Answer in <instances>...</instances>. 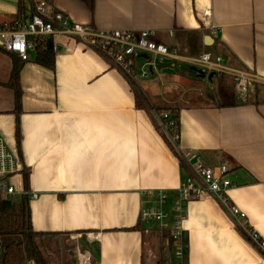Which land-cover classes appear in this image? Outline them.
<instances>
[{
  "label": "crops",
  "instance_id": "1",
  "mask_svg": "<svg viewBox=\"0 0 264 264\" xmlns=\"http://www.w3.org/2000/svg\"><path fill=\"white\" fill-rule=\"evenodd\" d=\"M37 1H25L22 16L19 0H0V21L28 18ZM48 1L73 22L101 31H155L156 41L183 59L222 56L227 66L264 80V0ZM50 38L53 70L36 62V51L28 62L18 59V114L15 92L6 86L14 57L0 51V136L24 170L23 189L28 173L26 191L38 195L30 199L33 230L84 242L78 264L88 258L90 264H176L171 241L141 222L140 213L157 205L152 192H166L171 204L193 177L189 165L136 107L121 71L78 39ZM181 63L162 59L157 78L135 80L153 107L178 111L177 151L229 168L234 187L228 196L264 240V88L246 104L225 108V95L237 102L233 78L210 73L208 82L207 71ZM182 228L186 264H264L214 196L188 202Z\"/></svg>",
  "mask_w": 264,
  "mask_h": 264
},
{
  "label": "built area",
  "instance_id": "2",
  "mask_svg": "<svg viewBox=\"0 0 264 264\" xmlns=\"http://www.w3.org/2000/svg\"><path fill=\"white\" fill-rule=\"evenodd\" d=\"M211 30L213 36H217L216 27H212ZM55 35L78 39L87 48L101 54L116 69L132 78H135L138 61L144 60L146 65L151 66L155 61L159 62L161 58L169 59L174 63L185 61L194 69L207 71L217 77L231 76L235 82L237 96L243 102H248L250 94L257 87L264 88V80L250 72L227 66L222 56L207 53L197 58L183 59L176 50L157 42L155 31L97 30L71 21L48 0H38L34 13L26 19H18L12 23L0 21V51L15 54L21 61L28 62L29 52H37V40H47ZM171 115L170 111L162 114L163 119L166 120L163 124L164 129H173L176 126L174 121L169 120ZM174 140H179L177 132ZM181 155L189 165L193 177L182 183L171 204H169V194L166 192H152L151 195L157 199V205L141 210V222L154 223L158 229L170 231L173 257L178 264H183L185 234L182 223L187 215V204L192 200L210 195L216 197L227 208L237 224L264 251V240L246 224V213L235 206L228 196L230 189L234 187V183L229 178V168L224 164L216 167L209 166L198 153L193 151H187ZM23 173L19 159L0 136V212L4 205L20 203L25 196L31 200L38 198L36 193L23 189ZM18 178L19 181H17ZM88 238L92 242L97 237L89 236ZM3 252L4 241L0 235V260ZM85 262L90 264V259H85Z\"/></svg>",
  "mask_w": 264,
  "mask_h": 264
},
{
  "label": "trees",
  "instance_id": "3",
  "mask_svg": "<svg viewBox=\"0 0 264 264\" xmlns=\"http://www.w3.org/2000/svg\"><path fill=\"white\" fill-rule=\"evenodd\" d=\"M25 1L27 0H19V12L22 16L25 15ZM37 41L38 45L36 62L43 67L53 70L55 68V53L52 38L47 40L38 39ZM8 54L14 57V67L10 81L6 86L10 87L15 92V112L18 114L22 110V91L19 84L22 65L19 63L18 59L20 60V58L17 55L11 53ZM20 62L24 63L21 60ZM122 74L129 82V85L135 94L136 107L140 110L146 111L151 116L157 130L162 133L174 155L179 158L184 166L187 165L179 150L177 151L176 146L178 141L174 140V136L176 132H179L180 128L178 111L175 109L165 110L162 108L153 107L142 88L137 84L135 78L129 77L124 73ZM236 101L237 102H235L231 95L227 94L223 98L222 107H235L236 105H244L247 103L241 101L238 98L237 93ZM167 111H170L172 114V117L169 120L175 122L176 126L173 129H164L163 127V124L166 123V120L163 119L162 114ZM171 140H173L175 143H173ZM24 181L25 190H28V173H25ZM237 229L242 234V236L248 240L253 248L257 250V252L264 258V251L253 242L251 237L238 224ZM160 232L165 240H170V231L160 230ZM0 235L3 237L4 241V252L0 260V264H26L27 261H34L35 264H50L51 256L46 251V246L50 240H52L57 235L38 233L33 230L31 222L30 199L28 196L23 197L20 203H9L3 206L0 212ZM183 243L185 247V259L183 264H186L188 244L185 236ZM171 246L172 245L169 246L168 252L172 250ZM176 264L178 263L176 262Z\"/></svg>",
  "mask_w": 264,
  "mask_h": 264
},
{
  "label": "rangeland",
  "instance_id": "4",
  "mask_svg": "<svg viewBox=\"0 0 264 264\" xmlns=\"http://www.w3.org/2000/svg\"><path fill=\"white\" fill-rule=\"evenodd\" d=\"M160 61L162 59L160 58ZM164 61V59H163ZM180 65H184L179 62ZM136 80L139 81H147L153 80V78H157L156 75L160 73L158 68V61H155L151 66L146 65V61L141 60L136 64ZM185 66H189L185 64ZM144 74L148 75V78H143ZM210 73L207 72L206 81H210ZM216 77L213 78V81H216ZM207 98V96L205 97ZM150 225H155L151 223ZM85 244L81 242L80 245L77 243V240L70 236H56L46 246V251L51 256L50 264H78L77 260L79 255H84L85 252ZM26 264H35L34 261H27Z\"/></svg>",
  "mask_w": 264,
  "mask_h": 264
},
{
  "label": "water",
  "instance_id": "5",
  "mask_svg": "<svg viewBox=\"0 0 264 264\" xmlns=\"http://www.w3.org/2000/svg\"><path fill=\"white\" fill-rule=\"evenodd\" d=\"M161 67V66H160Z\"/></svg>",
  "mask_w": 264,
  "mask_h": 264
}]
</instances>
